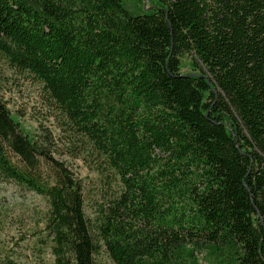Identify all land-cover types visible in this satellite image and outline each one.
<instances>
[{
    "label": "trees",
    "instance_id": "obj_1",
    "mask_svg": "<svg viewBox=\"0 0 264 264\" xmlns=\"http://www.w3.org/2000/svg\"><path fill=\"white\" fill-rule=\"evenodd\" d=\"M140 1L0 0V60L109 192L88 216L52 133L1 101L0 185L46 201L53 264H264V0Z\"/></svg>",
    "mask_w": 264,
    "mask_h": 264
},
{
    "label": "rangeland",
    "instance_id": "obj_2",
    "mask_svg": "<svg viewBox=\"0 0 264 264\" xmlns=\"http://www.w3.org/2000/svg\"><path fill=\"white\" fill-rule=\"evenodd\" d=\"M127 7L134 0H125ZM143 10L151 8L150 1L141 0ZM181 73L195 72L193 57L180 59ZM0 101L11 112L12 119L32 139L46 128L55 140L53 158L64 161L83 186L85 209L88 216L95 214L98 205L107 193L106 180L95 169L90 158L72 159L67 154L68 139L60 128V118L44 96L41 87L26 74L13 72L0 60ZM46 201L34 193L15 185H0V264H53V259L44 243V220ZM102 263L110 264L103 258Z\"/></svg>",
    "mask_w": 264,
    "mask_h": 264
}]
</instances>
